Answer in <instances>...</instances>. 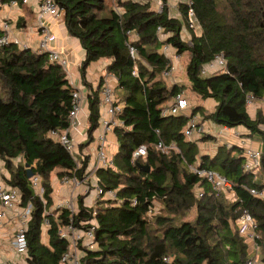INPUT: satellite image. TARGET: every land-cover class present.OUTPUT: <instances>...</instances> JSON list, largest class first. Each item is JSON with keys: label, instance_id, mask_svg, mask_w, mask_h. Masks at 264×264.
<instances>
[{"label": "trees", "instance_id": "16d2710c", "mask_svg": "<svg viewBox=\"0 0 264 264\" xmlns=\"http://www.w3.org/2000/svg\"><path fill=\"white\" fill-rule=\"evenodd\" d=\"M54 1L64 14L68 34L84 50L83 83L87 84V66L99 59L108 61L104 73L116 80L114 103L120 106L116 119L122 121L112 129L117 150L95 172L98 185L113 190L115 198H98L92 209L83 205L80 195L75 213L56 208L43 215L53 205L51 172L60 178L76 167L74 158L49 132L69 127L72 95L78 89L60 64L49 62L48 52L12 42L0 45V160L9 184L19 187L22 201L30 200L34 206L25 232L24 264H60L68 242L57 230L69 219L77 226L86 222L82 228L93 219L96 222L94 247L80 245L83 264H244L251 259L250 246L236 223L244 213L255 222L254 242L264 264V197L250 193V189L264 190V158L257 173L245 171L242 147L222 143L213 155L200 154L196 141L186 140L184 134L189 120L202 116V121L217 126L244 127L264 151L260 128L264 117L260 112L252 117L247 110L248 97L264 96V0L178 2L180 17L170 15L168 0H160V10L152 7V0ZM189 7L199 28L189 25ZM163 44L177 55L187 54L188 88L201 100L214 101L211 111L197 105L177 115L162 114L184 92L183 84L167 83L163 76L172 69V57L162 52ZM217 56L225 61L224 68L202 75V67ZM103 79L87 95L86 139L80 147L94 141ZM213 138L204 132L200 140ZM159 142L175 148L165 152L157 148ZM142 145L145 155L132 161L133 152ZM88 157L80 160L78 177ZM25 164L41 178L45 204L34 195ZM142 165L149 170H142ZM188 165L224 176L232 183L234 201L226 199L223 191H214ZM154 202L162 206L161 214H152ZM191 208L196 211L193 221L176 222V216ZM44 218L49 223L47 244L41 241Z\"/></svg>", "mask_w": 264, "mask_h": 264}, {"label": "built area", "instance_id": "2783aa9c", "mask_svg": "<svg viewBox=\"0 0 264 264\" xmlns=\"http://www.w3.org/2000/svg\"><path fill=\"white\" fill-rule=\"evenodd\" d=\"M27 0H22V3H26ZM178 2H184L188 5L189 0H178ZM17 1H10L9 4L16 5ZM158 10L161 8V2L158 0ZM37 35L38 43L37 46L31 48L29 45L22 43L19 39L11 35L10 22L3 20L0 25L2 31L0 36V45L7 44L9 42L15 43L21 48H31L34 52H48L49 62H55L60 64L64 70L69 65V58L51 45L54 40V33L51 30V24L46 22V18L50 17L51 19L57 21L62 14V10L59 9L54 0H38L37 2ZM188 21L190 27L199 28L195 14L192 8L188 9ZM158 32H161L162 28L158 27ZM160 37L164 38V35ZM162 52L165 55L172 57L170 46L167 44L162 45ZM225 66V61L221 56H217L213 61L209 62L207 65L202 67L201 74L207 75L209 72H212L216 69H222ZM172 69L165 71L163 76L165 78L170 77ZM103 84L99 91L100 107L106 109V116L101 119V123L104 126V131L100 135L96 136L94 139V145L92 149V154L89 151L85 153L79 150L78 142H75L71 136V130L76 129L81 124L80 113L82 111V94L79 90L75 91L72 95V109L69 115V127L60 132H49V136L53 139H56L60 142L70 155L74 158L76 167L72 170H68L66 174L59 178V183L67 187L68 195L59 199L56 202L55 206L52 205L50 209H44L43 215L48 214L50 211L56 208H66L72 214L77 211L76 203L80 195L83 194V205L86 208L94 207L95 202L98 198L101 199H114L115 192L113 190L104 191L98 185V178L96 176V170L101 167H105L109 163V157L106 151V138L105 135L108 130L113 128L114 125H122V121L116 119V114L120 110V106L115 104L114 101V84L112 82L113 75L104 73ZM102 76V77H103ZM253 102L252 96L247 98V104L250 105ZM188 107V101L183 95H177L172 103L168 104L162 114L168 115H177L179 113H184ZM205 131L204 125L199 123L196 118H191L184 129L185 136L189 140H192L194 134H203ZM240 139L239 146L243 147V155L245 156V162L243 167L245 171H252L257 173L261 167V158H264V151L262 149H249L246 142ZM195 141V140H194ZM157 148L167 152L170 148H175L174 145H165L162 142L157 144ZM246 149V151H245ZM146 150L145 146H140L132 154V161L140 155H145ZM89 156V159L86 163V167L83 171L81 177L77 176V170L81 167L80 161L83 160L85 156ZM188 167L195 172L200 178H205L210 184L214 191L222 192L224 189L232 188V183L227 180L224 176L219 174L217 171L208 170L205 168H199L196 165H188ZM6 171V170H5ZM9 176L0 170V229L4 228L7 224H12L13 231L10 237V249L18 255L25 257L27 253V243L25 232L27 230V224L31 219V215L34 209L32 201H27L24 203L21 197V191L19 187L12 186L8 182ZM30 185L34 192V195L37 196L42 203L45 204L44 199V188L41 183V178L39 175L33 174L30 177ZM84 190L83 193L81 191ZM250 193L253 195H260L264 197V190L258 192L257 190L250 189ZM100 195H102L100 197ZM199 196L202 195L201 192L198 193ZM88 199V200H87ZM88 201V202H87ZM135 201V200H134ZM52 208V209H51ZM57 214V213H56ZM86 222H80V226H77L73 223L72 219H69L68 223L58 226V235L59 237L66 239L68 242L67 250L62 254L60 258V264H83L82 262V251L80 245L84 247L92 248L94 246V228L96 226L95 220H91V224L87 228H82L81 225H84ZM88 223V222H87ZM237 226L239 232L242 235L247 236V239L250 243L252 250L257 253L259 249L255 245L254 239V229L255 222L253 218L247 213H244L239 219H237ZM42 229L47 230L49 227L48 220L43 219ZM249 247V248H250ZM168 259V258H167ZM255 258L251 257L244 264H254ZM0 264H20L15 260H4L0 257Z\"/></svg>", "mask_w": 264, "mask_h": 264}, {"label": "crops", "instance_id": "0c3cea01", "mask_svg": "<svg viewBox=\"0 0 264 264\" xmlns=\"http://www.w3.org/2000/svg\"><path fill=\"white\" fill-rule=\"evenodd\" d=\"M37 2L38 0H27L26 3H21V4L17 3L16 5L0 2V16L2 14L3 16L2 19L10 22L11 35L19 39L22 43H25L34 49L38 43V35H37V27H36L37 25L36 23ZM171 2L172 0H168L167 2L168 8L170 10L169 12L170 15L173 12L172 13L173 15L171 16L180 17L178 7L175 8L174 4ZM157 4L158 2H156V6H158ZM46 22L51 24L50 26H51L52 33H54L55 35L54 40L52 41L51 45L57 48L58 50L62 51V53L65 54L69 58V65L65 70L68 81L72 86L77 88L82 94V101H81L82 111L80 113L81 124L76 129L71 130V136L73 137L75 142L81 143L86 139V127H87V116H88L87 95L90 93L91 90L98 88L99 78L104 75V69H105V66L108 64V61L104 59H99L89 64L85 70V80L87 84L83 83L82 78H81V73H80V65L84 58L85 53H84L83 48L81 47L79 40L76 37H73L68 34L66 27H65L63 12L57 21L51 19L50 17H47ZM172 50H173L172 52H174V49ZM179 56L181 55H178V57ZM172 69H173V66H172ZM112 82L114 83V85H116L115 79ZM263 99H264V96L261 99H257L258 100L257 103L262 102ZM205 102L210 103V104L212 103V107H214L215 105L214 101L210 99L205 100ZM254 104L256 105L255 109L257 108L258 109L257 111L261 113L262 117H264V111L259 110V108L257 107L259 103L256 104L255 102ZM211 110L212 108H210V106L207 107V112ZM248 113L250 114V116H252L249 110H248ZM105 116H106V109L101 106L99 126L93 133L94 139H95V135L98 136L104 131V126L101 123V119L104 118ZM201 122L204 123V121H201ZM205 122H207V120H205ZM112 129L113 128L108 130L105 135L106 151H107L109 158L117 150V141H116L115 135L112 132ZM232 129L241 130L240 132H242L243 134H246L248 132L247 129H245L242 126H237ZM221 138L226 139L228 137L222 136ZM240 139H243L242 141L246 142V145H249L250 147L262 149L261 143L257 141L256 139L250 138V136H247L246 139H244L242 136L241 138H238L237 136V138L235 137V141H232L231 144H236V142H238ZM199 144L200 143H197V145ZM89 145L80 147L78 144V147L80 151L82 150L85 153L86 151H88ZM216 148L217 146L214 147L213 150H216ZM203 153H207V152H202L201 154ZM0 170L4 172L6 175H8L7 171H5L3 167V162L1 160H0ZM55 179L57 180V181L55 180V183H56L55 194H54V188L51 184L52 200H53L54 206L56 202L59 201V199L66 197L68 195L67 187L59 183L58 177H56ZM12 224H7L4 228L0 229V257L4 260H8V261L15 260L19 262L20 264H24V257L22 255L16 254L10 249V237L13 231ZM41 241L45 244H47L48 242V236H47L46 230L42 231Z\"/></svg>", "mask_w": 264, "mask_h": 264}, {"label": "rangeland", "instance_id": "374dc122", "mask_svg": "<svg viewBox=\"0 0 264 264\" xmlns=\"http://www.w3.org/2000/svg\"><path fill=\"white\" fill-rule=\"evenodd\" d=\"M156 2H158V0H152L151 1V5L153 8H158V6H156ZM174 4V7H178V0H172V2ZM159 5V4H157ZM173 13V12H172ZM171 13V15H173ZM3 16L1 14L0 16V24L3 22ZM2 19V20H1ZM198 31V29H197ZM171 54H172V72L170 77L166 78L167 83H171L172 80H177L178 83L183 84L184 85V92H183V97L186 98V100L188 101V107L186 108V111H190L191 107L197 106V105H202L204 106L206 109L207 107L210 106V108L212 107V103H206L205 101L201 100V98H199L195 93L191 92L190 89L188 88L189 85V81L186 77L185 74V66L186 63L188 61V56L187 54H182L181 56L178 57V55H176L175 52H172V50L170 49ZM119 97V94L118 96ZM211 100V99H210ZM258 100H253V102L250 105H247L248 110L250 111V113L252 114V116H255L256 113L258 112L257 108L255 109V102L257 105V107L259 108V110L264 111V99L262 102H258ZM254 104V105H253ZM197 121H202V116H197L196 118ZM203 123V122H200ZM204 129L206 132L212 134V136L214 137L212 140H206V141H201V137L203 136V134L199 135V134H194L192 137V140H195L196 143H200L198 146L199 149V153L201 154L202 152H207V153H203V154H208V155H213L214 152L216 150H213L214 147L218 146V144H222L225 143L226 145H231L232 141H235V137L237 138H241V136L246 139L247 136H249V132H247L246 134H243L242 132H240L241 130L238 129H232V128H228V127H223V126H217L216 124L214 125L213 123L209 122V120H207V122L204 121ZM260 128L264 129V122L262 124H260ZM242 129V128H240ZM222 136H227L228 138L224 139L221 138ZM96 137V135H95ZM186 140H189L187 136H185ZM113 140V139H112ZM227 140V141H226ZM115 141V140H114ZM115 144V143H114ZM240 142H236V145L239 146ZM93 145L94 142H91L89 147H88V151L92 154V149H93ZM241 147V146H240ZM247 147H250L249 145H247ZM249 149H256L253 147H250ZM246 151V149H245ZM80 161V158L78 159ZM262 172V171H261ZM54 172H51L50 175V181L51 184L54 188V194L56 191V183H55V178L57 177L56 174L54 176ZM261 174V173H260ZM57 181V180H56ZM59 181V180H58ZM232 190L230 189H224L223 193L225 194L224 197L226 199H229V201H234L235 197L234 194L231 192ZM84 190L81 191V193H83ZM83 197V194L81 195ZM88 202V201H87ZM154 210L152 212L153 215L156 214H161V208L162 206L160 205L159 202H154ZM77 206V203H76ZM173 216V215H172ZM196 216V211L194 208H191L186 214H183L181 216H176V222H182V221H193L195 219ZM44 229V228H43ZM44 231V230H43ZM247 241V243H250L247 239V236L243 235ZM252 246V245H250ZM248 252H250L251 257L255 258L254 264H261V257L262 254L260 251H258L257 253H255L252 248L250 247L248 249Z\"/></svg>", "mask_w": 264, "mask_h": 264}, {"label": "water", "instance_id": "95a60500", "mask_svg": "<svg viewBox=\"0 0 264 264\" xmlns=\"http://www.w3.org/2000/svg\"><path fill=\"white\" fill-rule=\"evenodd\" d=\"M25 167H26L27 177L30 178L33 175V172H32V170L30 169V167L27 164H25ZM140 167L144 171H148L149 170V166L148 165H142Z\"/></svg>", "mask_w": 264, "mask_h": 264}]
</instances>
